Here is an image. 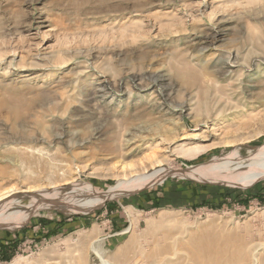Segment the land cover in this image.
Masks as SVG:
<instances>
[{
    "label": "rangeland",
    "instance_id": "1",
    "mask_svg": "<svg viewBox=\"0 0 264 264\" xmlns=\"http://www.w3.org/2000/svg\"><path fill=\"white\" fill-rule=\"evenodd\" d=\"M262 146L264 0H0V264H264V175L179 174Z\"/></svg>",
    "mask_w": 264,
    "mask_h": 264
},
{
    "label": "bare ground",
    "instance_id": "2",
    "mask_svg": "<svg viewBox=\"0 0 264 264\" xmlns=\"http://www.w3.org/2000/svg\"><path fill=\"white\" fill-rule=\"evenodd\" d=\"M223 1H225V0H210V6H211L212 10H214L215 4H221V2H223ZM210 14H212V13H210ZM247 77H249V76H247ZM227 142H231V141H227ZM202 150L203 149L199 146H192V147L191 146L190 147L180 146L179 151H180V153L186 154L188 156H195L199 152H201ZM227 155H228V153H227ZM144 157L148 161V165L141 164V167L139 169L135 168V170L133 171L134 176L137 173L143 174V173L147 172V168L149 166L151 167L155 163L163 162V158L161 156H156L155 153H153V152L148 153ZM129 163L130 162H120L118 165L121 167V171L123 173V176H122L123 179H127V178H125L127 170H125L124 168H127V166H125V165H130ZM112 164H117V162H113ZM139 170H140V172H138ZM119 174L115 173L116 176H119ZM179 174L185 178H190V177H196L197 178L198 176L209 174V175H213V176L214 175L220 176L222 178L223 177L224 178H226V177L231 178L233 181H236V182H244V181H247L250 179L254 180V179H257V178L262 177L264 175V146L258 148V150L256 152H254L253 154H251L250 156H248V158L244 162H242L241 160H236L234 157V154L231 153L228 156L224 157L223 159L209 160L208 162H205L203 164L195 165L193 167L185 169L182 172H180ZM137 175H139V174H137ZM137 178H139V177H133V180L137 179ZM223 180H225V179H223ZM62 185H67V182L62 184ZM31 187L32 186H29L26 189V191H20L19 189L15 188V187L3 188L0 190V202L1 201L5 202V203L1 204V206H0V219L11 217L14 215H17L19 217V215L23 214L24 212H27L28 210L37 207L38 202L39 203L43 202V199H44L43 197H44V195H46L45 193H47L48 191L37 190L35 192H32L34 190ZM65 188L67 189V191L65 192V196L73 195V197H75V198H78V196H83V195L85 196V193L82 194L85 190L80 188L77 184L76 185L74 184V185L70 186L69 188H67V187H65ZM18 193L21 194V195L19 194L20 196H22V194H25V193L27 195H31L29 197L30 202L28 204H23L21 200L24 197H18L17 199H15L14 198L15 195H17ZM55 193H58V192L56 191ZM9 207H18V209L14 210L13 212H10L7 210V208H9ZM105 263L106 262L103 261V264H105Z\"/></svg>",
    "mask_w": 264,
    "mask_h": 264
},
{
    "label": "crops",
    "instance_id": "3",
    "mask_svg": "<svg viewBox=\"0 0 264 264\" xmlns=\"http://www.w3.org/2000/svg\"><path fill=\"white\" fill-rule=\"evenodd\" d=\"M259 188H260V191L262 192H264V184L263 183H261L260 185H259ZM3 248H6V245H5V242L4 241H1V245H0V256L3 258V254H4V250H3Z\"/></svg>",
    "mask_w": 264,
    "mask_h": 264
},
{
    "label": "trees",
    "instance_id": "4",
    "mask_svg": "<svg viewBox=\"0 0 264 264\" xmlns=\"http://www.w3.org/2000/svg\"><path fill=\"white\" fill-rule=\"evenodd\" d=\"M262 198V197H261ZM5 248H3V250H4ZM6 250V249H5ZM7 251H9V250H7ZM4 252V251H3ZM10 252V251H9ZM3 258L5 259V260H7L8 258L10 259V255H8V254H5V252H4V254H3Z\"/></svg>",
    "mask_w": 264,
    "mask_h": 264
}]
</instances>
